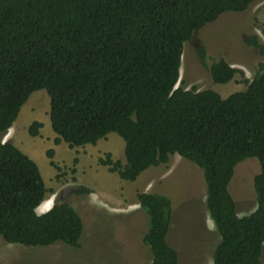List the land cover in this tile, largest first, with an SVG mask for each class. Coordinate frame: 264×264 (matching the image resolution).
Instances as JSON below:
<instances>
[{
  "label": "trees",
  "instance_id": "obj_1",
  "mask_svg": "<svg viewBox=\"0 0 264 264\" xmlns=\"http://www.w3.org/2000/svg\"><path fill=\"white\" fill-rule=\"evenodd\" d=\"M252 1L0 0V133L30 94L44 89L55 143L77 147L117 133L125 162L110 154L98 162L123 180L133 181L177 154L202 171L205 206L220 235L213 264H263L264 66L244 89L226 97L177 84L183 43L222 13L243 11ZM245 41L264 56V40L253 34ZM198 54L203 61L202 46ZM208 71L215 83H226L239 69L218 59ZM40 125L32 121L29 134L36 135ZM249 157L260 166L256 207L239 215L228 186L236 165ZM74 191L89 192L83 186ZM47 192L36 162L12 142L0 141L5 242L79 246L82 218L67 201L56 198L46 211H36ZM136 198L147 216L141 239L150 264H180L167 238L171 198L155 191H140Z\"/></svg>",
  "mask_w": 264,
  "mask_h": 264
},
{
  "label": "rangeland",
  "instance_id": "obj_2",
  "mask_svg": "<svg viewBox=\"0 0 264 264\" xmlns=\"http://www.w3.org/2000/svg\"><path fill=\"white\" fill-rule=\"evenodd\" d=\"M253 34L264 40V0H253L243 11L224 12L194 32L183 43L177 84L187 89L210 88L222 97L244 89L264 66V56L245 41ZM199 46L204 48L203 61ZM218 59L239 69L226 83H215L209 74L208 66ZM48 111L46 91L32 92L12 125L0 133V141L12 142L38 165L48 192L37 212L46 211L56 198H62L79 213L83 222L80 244L75 248L61 242L27 246L7 243L0 237V264H150V254L141 239L147 216L137 202L140 191H155L171 198L167 238L177 250L180 264H213L220 235L206 209L205 183L196 164L173 154L166 163L149 167L135 180H123L98 162L106 154L125 162L124 141L117 133L77 147H69L64 141L55 143ZM32 121L41 123L36 135L28 132ZM51 160L57 167L50 164ZM259 169L254 157L242 160L234 169L228 187L239 215L256 207L254 176ZM77 186L89 192L77 193ZM261 261L264 264V242Z\"/></svg>",
  "mask_w": 264,
  "mask_h": 264
},
{
  "label": "crops",
  "instance_id": "obj_3",
  "mask_svg": "<svg viewBox=\"0 0 264 264\" xmlns=\"http://www.w3.org/2000/svg\"><path fill=\"white\" fill-rule=\"evenodd\" d=\"M99 141V140H98Z\"/></svg>",
  "mask_w": 264,
  "mask_h": 264
}]
</instances>
